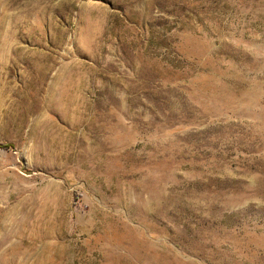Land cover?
Wrapping results in <instances>:
<instances>
[{"label":"rangeland","instance_id":"obj_1","mask_svg":"<svg viewBox=\"0 0 264 264\" xmlns=\"http://www.w3.org/2000/svg\"><path fill=\"white\" fill-rule=\"evenodd\" d=\"M0 264H264V0H0Z\"/></svg>","mask_w":264,"mask_h":264}]
</instances>
